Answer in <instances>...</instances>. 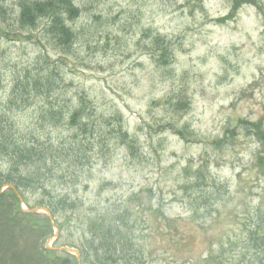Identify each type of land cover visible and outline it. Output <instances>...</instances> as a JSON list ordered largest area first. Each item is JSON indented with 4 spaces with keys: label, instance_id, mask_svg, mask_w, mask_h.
<instances>
[{
    "label": "rangeland",
    "instance_id": "1",
    "mask_svg": "<svg viewBox=\"0 0 264 264\" xmlns=\"http://www.w3.org/2000/svg\"><path fill=\"white\" fill-rule=\"evenodd\" d=\"M21 1L0 0V112L51 140L44 183L80 205L56 215L60 229L46 244L81 264L77 245L90 235L89 218L129 207L148 264H259L264 140L240 120L264 130V0H237L236 9V0H74L81 16L70 22L76 37L66 49L53 42L47 19L21 28ZM159 35L172 50L167 64L155 57ZM47 65L63 76L59 99L85 97L98 115L121 116L132 147L98 132L78 136L89 163L67 169L64 128L41 118L48 99L31 106L30 97L24 112L9 103L29 81L26 71ZM181 100L189 106L180 109ZM10 167L0 156V173ZM26 196L35 209L48 200L40 190ZM151 204L165 216L147 210Z\"/></svg>",
    "mask_w": 264,
    "mask_h": 264
},
{
    "label": "trees",
    "instance_id": "2",
    "mask_svg": "<svg viewBox=\"0 0 264 264\" xmlns=\"http://www.w3.org/2000/svg\"><path fill=\"white\" fill-rule=\"evenodd\" d=\"M234 4V9L238 7ZM231 11L225 19H232ZM81 16V8L74 0H22L20 2L19 23L21 28H34L41 19H47V32L51 35L57 47L66 49L76 37L70 22ZM155 57L163 64L169 63L172 50L166 40L159 36L154 37ZM28 82H19L14 90L15 98L11 99V107L18 112H24L31 97V106L40 97L48 99L49 104L41 112V118L48 121L51 129H63L68 137V142L62 149V154L67 158L69 169L71 166L82 165V161L89 163V158L82 154L83 149L76 141L78 136H115L122 143L129 141L128 131L124 126L122 117L107 116L95 113V107L85 97H81L74 104L68 100L59 99V91L64 81L57 69L35 67L26 71L25 79ZM17 90V91H16ZM20 97V101L16 99ZM180 109L189 106L181 100ZM118 122V128L110 127ZM242 124H249L256 128V134L264 140V130L258 123L240 120ZM17 122L8 111L0 112V156H5L10 162L8 173H0V264H61L58 251L48 247L46 241L54 236L55 229L60 225L55 217L60 212L74 211L80 205L77 200L68 197L52 196L51 189L45 185L46 174L51 173L47 162V152L54 150L51 140H42L33 135L31 128L17 126ZM104 125L107 128H104ZM109 127V128H108ZM65 142H62L63 144ZM262 162V161H261ZM194 185L201 187L205 176L197 175L193 178ZM73 182H78L79 177L72 174ZM192 184V185H193ZM199 184V185H198ZM212 184L219 192L228 193V187L223 183ZM8 187L1 192L3 186ZM29 190H40L48 195V200L42 199L37 203L46 207L50 216L32 212L35 207L27 198ZM50 196V197H49ZM137 193L131 196L134 199ZM208 197V196H207ZM25 203L27 210H24ZM143 206V204H140ZM146 209L155 214L165 216L161 207L153 209L152 204ZM116 207L108 212L89 218L87 232L79 246L81 264H148L147 255L134 238L136 219L131 208ZM53 218V220L51 219ZM85 236V233H83ZM142 238V237H141ZM261 249L264 250V235L259 237ZM74 243V242H70ZM146 258V260H145ZM259 264H264V257Z\"/></svg>",
    "mask_w": 264,
    "mask_h": 264
},
{
    "label": "water",
    "instance_id": "3",
    "mask_svg": "<svg viewBox=\"0 0 264 264\" xmlns=\"http://www.w3.org/2000/svg\"><path fill=\"white\" fill-rule=\"evenodd\" d=\"M68 263H70V260L67 258L62 261V264H68Z\"/></svg>",
    "mask_w": 264,
    "mask_h": 264
}]
</instances>
